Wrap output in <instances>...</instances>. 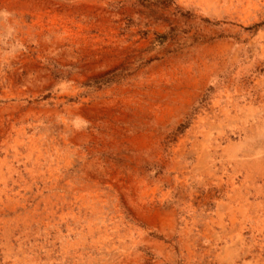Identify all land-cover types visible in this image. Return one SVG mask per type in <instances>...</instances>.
Wrapping results in <instances>:
<instances>
[{
	"label": "rangeland",
	"instance_id": "rangeland-1",
	"mask_svg": "<svg viewBox=\"0 0 264 264\" xmlns=\"http://www.w3.org/2000/svg\"><path fill=\"white\" fill-rule=\"evenodd\" d=\"M0 264H264V0H0Z\"/></svg>",
	"mask_w": 264,
	"mask_h": 264
}]
</instances>
